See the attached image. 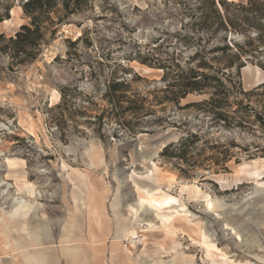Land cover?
<instances>
[{"label": "rangeland", "instance_id": "1", "mask_svg": "<svg viewBox=\"0 0 264 264\" xmlns=\"http://www.w3.org/2000/svg\"><path fill=\"white\" fill-rule=\"evenodd\" d=\"M27 1L0 2V264H264V167L237 174L264 166V68L243 56L228 90L180 97L198 0ZM33 16L40 45L14 59Z\"/></svg>", "mask_w": 264, "mask_h": 264}, {"label": "trees", "instance_id": "2", "mask_svg": "<svg viewBox=\"0 0 264 264\" xmlns=\"http://www.w3.org/2000/svg\"><path fill=\"white\" fill-rule=\"evenodd\" d=\"M199 3L192 8L191 19L197 31L200 30L208 33V38H204L202 34L198 36V47L193 54L192 60L201 57L199 62L189 70H181L169 84L166 89L178 87L180 97L187 96L190 92H201L212 89V96L220 93L219 86L223 89H229L223 81L222 76L227 77L232 84V75L227 74V71L222 69V65L232 68L237 60H241L243 56H248V59L256 61L264 68V61L259 59L258 53H261L264 48V0H248L247 3L236 2L234 0H198ZM1 2V0H0ZM51 5L53 0H28L24 4V9L27 13L33 14L35 9H41L44 4ZM4 16L8 17V13L0 14V22L4 20ZM41 30L40 24H36V18L30 24H22L15 36H12L7 41L5 47L13 50L12 57L16 59L21 53H28L29 47L40 45L34 40L35 35H38ZM243 36V39L235 40L230 38V34ZM3 34H0V38ZM215 40L213 46L203 44ZM0 50L3 48L0 47ZM223 51L228 53L226 56H209V53ZM19 61H24L20 59ZM218 62V65L213 62ZM243 66L238 64V68ZM216 73V74H214ZM221 74V76H219ZM239 74V71H238ZM241 88V82L238 81ZM214 89V90H213ZM213 102L220 103L216 97L211 99ZM168 148V146H166Z\"/></svg>", "mask_w": 264, "mask_h": 264}, {"label": "bare ground", "instance_id": "3", "mask_svg": "<svg viewBox=\"0 0 264 264\" xmlns=\"http://www.w3.org/2000/svg\"><path fill=\"white\" fill-rule=\"evenodd\" d=\"M15 13L14 9L12 10V14ZM8 19H6L7 21ZM260 70V69H258ZM257 165V164H256ZM264 167L263 165L261 167L257 166L255 167L254 164L252 163H244L242 165H240L237 169V174L238 175H249V176H254L257 175L259 173V170ZM137 191L139 193V196L141 199H145L146 201L149 202V204L152 207H156L158 208V204H164L166 203H172V202H176L177 198L176 197H165V196H161L160 193L161 191L159 189L155 190V191H146L144 189L141 188H137ZM200 191V190H198ZM211 203V202H210ZM182 207H185V205H181ZM96 212L94 211V214ZM96 216V215H95ZM3 217L0 214V222L2 221ZM174 220H177V218H174ZM162 226L164 227V231H165V236L171 238V242L172 244H169V246H166L167 242L166 240L161 243V247L164 248L167 252L174 250L175 249V245H177L178 240L176 239L177 237V231L180 227L176 226L175 224H171V222H169L168 220L164 219L161 222ZM150 227H154L153 223H150L149 225ZM148 228V227H147ZM162 228V227H161ZM151 229V228H150ZM133 230V229H132ZM183 231H186V229H183ZM197 234H201L200 230H198ZM208 246V245H207ZM30 262H32V260H29ZM35 261V260H34ZM40 264H44L42 261L39 262Z\"/></svg>", "mask_w": 264, "mask_h": 264}, {"label": "snow or ice", "instance_id": "4", "mask_svg": "<svg viewBox=\"0 0 264 264\" xmlns=\"http://www.w3.org/2000/svg\"><path fill=\"white\" fill-rule=\"evenodd\" d=\"M209 207H211V205H209Z\"/></svg>", "mask_w": 264, "mask_h": 264}]
</instances>
